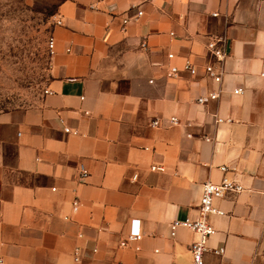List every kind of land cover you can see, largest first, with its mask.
Here are the masks:
<instances>
[{"label":"crops","instance_id":"obj_1","mask_svg":"<svg viewBox=\"0 0 264 264\" xmlns=\"http://www.w3.org/2000/svg\"><path fill=\"white\" fill-rule=\"evenodd\" d=\"M46 1L48 79L31 108L0 114V260L192 264L194 233L171 223L196 218L202 186L225 176L243 189L215 201L208 246L224 253L205 264H264V0ZM212 37L222 84L204 73ZM131 220L143 237L120 247Z\"/></svg>","mask_w":264,"mask_h":264},{"label":"rangeland","instance_id":"obj_2","mask_svg":"<svg viewBox=\"0 0 264 264\" xmlns=\"http://www.w3.org/2000/svg\"><path fill=\"white\" fill-rule=\"evenodd\" d=\"M54 6L0 0V114L31 108L48 79Z\"/></svg>","mask_w":264,"mask_h":264},{"label":"built area","instance_id":"obj_3","mask_svg":"<svg viewBox=\"0 0 264 264\" xmlns=\"http://www.w3.org/2000/svg\"><path fill=\"white\" fill-rule=\"evenodd\" d=\"M108 0H96V2H105ZM92 9H96L95 5H90ZM142 15L141 11H137L134 17L123 19V25L125 26L131 21H136ZM217 14H212L213 17H216ZM60 21H56L55 25H60ZM173 36V33H170ZM142 47H145V44H142ZM205 51L207 53V57L209 59L208 63L204 66L205 76L215 82L216 84H222V70L221 65L226 58V53L224 50V40L218 37H212L204 46ZM54 49V39L51 35L48 38L47 42V50L50 56L53 54ZM168 59H172L174 57L173 54H168ZM183 69L188 72V74L192 77H195L198 74L197 67L191 62L190 59H184ZM178 69L176 67H171L169 70L170 76H176ZM260 76L264 78V72L260 73ZM220 91H211L206 95L199 96L195 102L197 105H205L210 101L217 100L220 96ZM241 89H236L233 91V94L241 93ZM221 120H217L220 122ZM170 124H177L178 121L176 118L171 117L169 119ZM160 125L158 119L151 122L152 127H157ZM66 133H69V129H65ZM154 169V167L152 168ZM228 170L227 166H221L220 171L225 174ZM86 169L81 165L79 167V180L82 182L87 177ZM242 186L235 182L228 180L225 176L222 177L219 183H211L207 182L202 186L201 196L199 198L198 206L196 207L197 217L185 218L184 220H174L171 223L170 230L171 236H174L175 231L178 228H186L194 233L195 240L190 245L189 252L192 259V264H205L204 255L207 252H211L214 255H222L224 253V247L220 248H211L208 246L209 240L215 235L216 231L209 224L208 219L214 215H222L223 211L218 209L215 205V201L220 199L228 194H237L242 191ZM79 206V202L77 198H74L72 202V208L74 211L77 210ZM79 238L82 235H78ZM143 235L139 227V220H131L129 224V231L127 234V238L120 242V247H125L128 242H138L142 239ZM80 250L81 248L76 247L73 252V260L74 262H79L80 260ZM136 251L139 250V247L135 248ZM0 264H5L3 260H0Z\"/></svg>","mask_w":264,"mask_h":264}]
</instances>
